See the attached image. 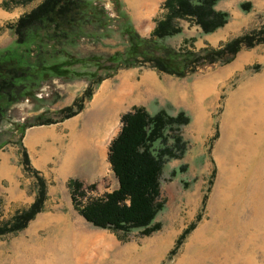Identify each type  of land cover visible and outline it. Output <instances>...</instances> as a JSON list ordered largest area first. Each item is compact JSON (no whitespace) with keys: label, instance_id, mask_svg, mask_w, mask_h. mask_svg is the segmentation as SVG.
Instances as JSON below:
<instances>
[{"label":"rangeland","instance_id":"1","mask_svg":"<svg viewBox=\"0 0 264 264\" xmlns=\"http://www.w3.org/2000/svg\"><path fill=\"white\" fill-rule=\"evenodd\" d=\"M18 1L0 0V10L6 12L0 15V50L14 42L9 25L41 0ZM93 1L102 5L113 21L105 37L100 38L98 30V40L96 35L84 37L72 52L79 57H99L103 67L107 55L123 49L120 31L124 25L130 24L140 36H147L162 14L163 0ZM243 1L250 2L247 11L239 7ZM215 8L228 13L219 30L202 34L198 26L180 20V32L164 42L178 46L190 39L187 44L194 48L217 46L264 28V0H220ZM117 11L123 19H114ZM218 35L221 38L216 40ZM94 63L72 68L93 71L95 79L104 71ZM88 82L87 75L50 76L31 96L6 108L0 121V152L8 155L13 171L11 180H0V225L26 209L37 192L36 175L25 172L21 164L25 129L60 127V109L82 95ZM122 83L124 88L118 92L126 95L120 97L121 102L105 95V104L103 98L94 105L103 87L105 93H116ZM134 105L143 106L149 114L162 108L169 114L183 110L189 117L181 128L186 151L161 168L163 207L153 220L158 228L149 234L138 230L123 234L94 227L78 213L74 205L116 188L107 157L103 176L91 183L92 189L87 188L91 184H83L84 193H76L74 203L70 179L64 183L45 179L29 163L44 181L45 199L41 210L22 229L0 234V264H264V44L242 47L230 62L205 65L184 77L158 73L150 67L120 68L93 86L90 97L83 99L79 127L88 122L93 132L97 126L98 133L92 135L101 144L96 137L105 139L107 152L120 128V116ZM109 112H114V118L107 122ZM86 155L84 150V160ZM19 189L25 192L24 204L12 205L7 193Z\"/></svg>","mask_w":264,"mask_h":264},{"label":"trees","instance_id":"2","mask_svg":"<svg viewBox=\"0 0 264 264\" xmlns=\"http://www.w3.org/2000/svg\"><path fill=\"white\" fill-rule=\"evenodd\" d=\"M220 0H163L162 14L154 22L147 36H140L130 24L122 27V50H115L104 58L79 57L72 52L84 37H105L113 18L104 7L93 0H41L32 9L21 13L9 25L14 42L0 50V121L6 108L21 98L31 96L33 90L50 76H88V85L69 106L60 109L58 121L77 114L83 99H88L93 86L120 68L150 67L156 72L184 77L205 65L225 64L242 48L264 44V28L237 35L217 46L194 48L187 39L182 45L172 46L164 39L180 32V20L198 26L202 34L222 27L228 13L218 10ZM20 1L14 0V3ZM116 3V0L113 1ZM242 11L250 8L249 1L239 3ZM114 19H123L117 11ZM123 23V22H122ZM96 35V37H94ZM95 62L103 75L73 71L72 66L84 68ZM72 68V69H71ZM189 122L183 110L169 114L158 109L149 114L143 106L132 108L120 116V128L107 148V161L117 186L100 197L91 198L76 206L78 213L92 226L127 234L138 230L149 234L158 228L154 217L163 207L159 192L162 165L180 158L186 151L181 128ZM45 123V122H42ZM39 123V124H42ZM21 132V131H20ZM21 164L25 172L36 175L37 192L33 202L16 213L9 223L0 225V234L22 229L41 210L45 199V184L29 166L24 147H20ZM70 198L84 193L83 184L75 179L68 182ZM87 188H94V184Z\"/></svg>","mask_w":264,"mask_h":264},{"label":"crops","instance_id":"3","mask_svg":"<svg viewBox=\"0 0 264 264\" xmlns=\"http://www.w3.org/2000/svg\"><path fill=\"white\" fill-rule=\"evenodd\" d=\"M5 14L6 12L0 10V15L4 16ZM219 38H221L220 35L216 37V40ZM122 86L123 83L121 86L116 88V93H105L98 95H104V104L106 99L105 95L109 96L113 102H121L120 97L123 98L126 95V93H119L120 90L122 91L124 88H122ZM114 96L119 98L116 99ZM107 115V122L108 120L114 118V112H109ZM80 116L81 112L66 118L61 122H58L61 124L60 127L53 126L48 128H40L37 130L34 128L30 129L28 127L25 129L21 142L23 147L26 149L29 163L36 170H39L45 179H53V181H57L59 183H64L68 179H75L82 182V184H91L103 176L105 169V158L107 157V152L104 145L105 139H103L102 136L96 137V139H101L102 144L97 140L95 142V137L92 134L98 133L99 129L96 125V129H94L93 132L90 128V125L92 127V124H89L88 122L83 123L82 128L80 129ZM84 150L88 151L86 160L82 158V153ZM8 159V155L0 152V180H11L10 174L12 173L13 168L8 164ZM49 164H51L50 167H48ZM78 166L84 167L81 170H78L76 169ZM7 194L8 201H10L12 205H18L23 203L25 200V192L21 189L16 192L12 190L8 191ZM31 201V199L28 200L27 205ZM63 223V229L65 230L66 222ZM30 233L32 232L30 231ZM81 236L83 235H80L79 238H81ZM76 240L77 238L71 239L70 243L74 245ZM57 248L61 249L63 246L57 244ZM72 257H75L74 252H72Z\"/></svg>","mask_w":264,"mask_h":264},{"label":"bare ground","instance_id":"4","mask_svg":"<svg viewBox=\"0 0 264 264\" xmlns=\"http://www.w3.org/2000/svg\"><path fill=\"white\" fill-rule=\"evenodd\" d=\"M157 0H153V2L155 3ZM152 2V0H151ZM100 94H105V91H104V87L102 88V90L100 91ZM104 98V95H97L95 97V100H94V105L97 103H102V99Z\"/></svg>","mask_w":264,"mask_h":264}]
</instances>
